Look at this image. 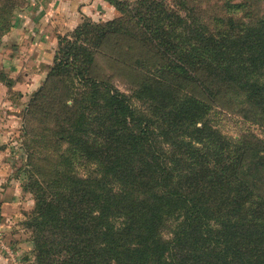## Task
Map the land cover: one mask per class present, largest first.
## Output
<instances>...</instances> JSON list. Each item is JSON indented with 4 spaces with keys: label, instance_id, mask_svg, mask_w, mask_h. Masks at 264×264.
Listing matches in <instances>:
<instances>
[{
    "label": "trees",
    "instance_id": "obj_1",
    "mask_svg": "<svg viewBox=\"0 0 264 264\" xmlns=\"http://www.w3.org/2000/svg\"><path fill=\"white\" fill-rule=\"evenodd\" d=\"M27 2L0 0V41ZM109 2L121 17L59 36L27 111L35 263L264 264V141L224 135L207 95L264 120V15L210 25L190 0ZM107 47L131 96L91 75Z\"/></svg>",
    "mask_w": 264,
    "mask_h": 264
},
{
    "label": "rangeland",
    "instance_id": "obj_2",
    "mask_svg": "<svg viewBox=\"0 0 264 264\" xmlns=\"http://www.w3.org/2000/svg\"><path fill=\"white\" fill-rule=\"evenodd\" d=\"M190 1L191 5L197 9V13L210 25H214L213 20L218 17L225 19L232 17L238 22L250 24L251 22L255 23L264 15L262 0ZM229 5H236L239 8L230 9ZM22 9L24 7L18 9L16 13ZM109 51L110 47H107L103 52L98 53L91 75L98 80L110 82L122 93L131 96L134 85L130 79L129 71L123 65L116 63L117 57L111 56ZM17 53L18 50L15 51L13 46L5 47L2 38L0 41V82L7 86L8 90L5 92L3 86V102L0 106L4 107L3 110H6L9 115L4 111L0 115V133L2 132L0 134L2 137L0 166L3 164L7 167L3 176H0V183H2L0 185L4 190L2 199L8 200L7 202L13 203L14 206L6 210V216L2 217L3 223L0 221V264H36L34 243L30 232L24 227L25 221L35 208L34 196L24 191L27 181L24 168L28 164L29 155L26 145L31 144L36 147L37 144L34 142L37 140L36 137L33 138V134L35 136L38 132L42 133V129L40 123L33 122L28 117L27 111L37 92L42 89L53 64L47 66L42 62L40 64L31 62L33 57L29 59L30 62L15 64L9 58ZM12 75L13 78H11ZM10 81H12V86H8ZM14 84H18L15 89H13ZM210 89L212 92H208L207 95L213 101H211L213 125L227 137L245 136L249 139L259 138L264 141V120L260 116H256L257 113L245 102L243 97L234 93H223L219 98H214V87L210 86ZM215 90L219 91L218 88ZM137 104L139 107H145L142 102H137ZM25 127L31 129L29 132L33 130L34 133L27 134L24 132ZM82 174L87 175L88 171L82 170ZM17 189L20 191L18 192Z\"/></svg>",
    "mask_w": 264,
    "mask_h": 264
},
{
    "label": "crops",
    "instance_id": "obj_3",
    "mask_svg": "<svg viewBox=\"0 0 264 264\" xmlns=\"http://www.w3.org/2000/svg\"><path fill=\"white\" fill-rule=\"evenodd\" d=\"M120 15V12L109 0H28L24 9L16 13L11 31L3 37L4 46H13L15 51L18 50L17 54H13L9 58L15 64L30 62L29 59L33 57L31 62L37 64L42 62L49 66L54 62L59 36H65L76 30L84 19L108 22L119 18ZM17 85L14 84L13 89ZM3 86L0 82V104L3 102ZM4 87L6 92L8 87ZM3 108L0 106V115L2 111L9 115ZM1 140L0 135V142ZM6 168L1 164L0 176H3ZM0 184L2 185V183ZM1 185L0 221L3 223L2 217L6 216V210L14 204L2 199L4 190Z\"/></svg>",
    "mask_w": 264,
    "mask_h": 264
}]
</instances>
